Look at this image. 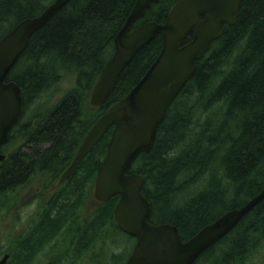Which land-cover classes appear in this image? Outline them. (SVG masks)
Wrapping results in <instances>:
<instances>
[{"label": "trees", "instance_id": "obj_1", "mask_svg": "<svg viewBox=\"0 0 264 264\" xmlns=\"http://www.w3.org/2000/svg\"><path fill=\"white\" fill-rule=\"evenodd\" d=\"M176 1L158 0L133 28L163 23ZM52 2L0 0V39ZM135 2L71 0L31 37L8 78L19 86L24 109L0 149L5 156L0 161L2 204L36 179L57 182L94 123L153 64L161 50L160 37L125 68L106 102L90 107L92 89L114 52V37ZM65 75L74 78L73 87L56 98L47 95ZM110 136L111 129L64 181L66 188L46 208L40 227L45 236L70 228L74 252L82 256L104 242L106 233L115 239L120 234L131 246L123 247V255L113 260L124 264L135 240L116 225L113 214L118 199L99 204L92 217L81 215L85 189L92 188ZM130 172L143 180L142 194L151 207L149 222L174 226L184 241L262 190L264 0L243 1L235 24L225 26L222 36L196 63L193 76L160 125L152 150L141 154ZM37 243L35 239L32 247ZM119 244L116 239L115 245ZM194 264H264V200Z\"/></svg>", "mask_w": 264, "mask_h": 264}, {"label": "water", "instance_id": "obj_2", "mask_svg": "<svg viewBox=\"0 0 264 264\" xmlns=\"http://www.w3.org/2000/svg\"><path fill=\"white\" fill-rule=\"evenodd\" d=\"M243 1L177 0L163 23L147 22L133 28L158 2L136 0L114 37V52L101 69L89 97L92 108L106 102L122 72L139 52L157 37L162 46L138 83L94 123L58 182H64L111 129L106 154L96 174L93 198L100 204L118 199L113 214L116 225L135 239L124 264H194L264 200L263 187L245 205L223 214L184 241L174 226L149 222L151 207L142 194L143 180L130 172L135 160L152 150L160 125L193 76L196 63L222 36L224 27L235 24ZM70 2L53 0L40 15L22 20L0 39V149L8 142L24 109L20 88L8 80L9 75L31 37ZM4 159L0 153V161Z\"/></svg>", "mask_w": 264, "mask_h": 264}, {"label": "flooded vegetation", "instance_id": "obj_3", "mask_svg": "<svg viewBox=\"0 0 264 264\" xmlns=\"http://www.w3.org/2000/svg\"><path fill=\"white\" fill-rule=\"evenodd\" d=\"M58 181L47 182V184H45V182H37L39 187L36 189L35 195L31 198V201H36L37 209L26 215L22 227L6 229L1 233L0 263L4 261V264H14L15 262L31 264L35 260H38V264L78 263V258L81 257V255L74 252L72 242L74 235L68 232L70 228L58 229L56 232L50 233L47 236L41 235L43 231V227H40L41 219L48 214L46 208L49 207L54 200H58V196L66 188L67 182L59 183ZM32 184L33 183L30 182L27 186L30 188ZM85 190L83 198L87 202L90 200L91 196H93L94 183L91 190L90 188ZM12 205L13 200L9 199V197L5 205L0 202L1 219L10 214L9 209ZM81 215L83 219L87 218V216L83 215V212ZM35 239H37L38 245L32 247V243ZM24 247H27L29 251L26 252ZM92 250L93 249H89V252L92 253ZM87 261L88 259L86 262Z\"/></svg>", "mask_w": 264, "mask_h": 264}, {"label": "rangeland", "instance_id": "obj_4", "mask_svg": "<svg viewBox=\"0 0 264 264\" xmlns=\"http://www.w3.org/2000/svg\"><path fill=\"white\" fill-rule=\"evenodd\" d=\"M73 85L74 78L65 75L55 88L56 90L53 89L54 91H50L47 95L53 96V98H56L61 94L64 95L73 87ZM37 182H40V180L36 179L32 182L33 184L30 188L27 186L24 189L16 190L8 196L9 199L13 200V205L9 209L10 214L3 219L0 218V238L2 236L1 233L6 229L22 227L26 215L37 209L36 201H31V198L35 195L36 189L39 187ZM84 204L83 215L87 216V218L92 217L93 213L98 209L99 204L94 200L93 196H91L89 201H85ZM106 236L107 238H105L104 242L99 241L97 245L94 246L92 253L88 250L83 256L81 255V257L78 258L79 261L77 264H114V257L123 255V247L130 248L131 246V241L120 234H117L116 237V239L122 243L121 245L119 244L120 247L115 245L116 239L114 237L109 238L107 233ZM87 259L88 261L86 262ZM31 264H38V260H35Z\"/></svg>", "mask_w": 264, "mask_h": 264}]
</instances>
